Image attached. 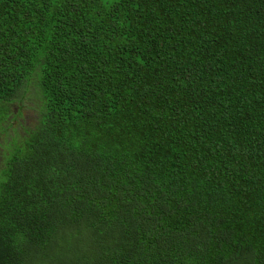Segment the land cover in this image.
I'll list each match as a JSON object with an SVG mask.
<instances>
[{
  "label": "trees",
  "instance_id": "16d2710c",
  "mask_svg": "<svg viewBox=\"0 0 264 264\" xmlns=\"http://www.w3.org/2000/svg\"><path fill=\"white\" fill-rule=\"evenodd\" d=\"M1 115L0 264H264V0H0Z\"/></svg>",
  "mask_w": 264,
  "mask_h": 264
},
{
  "label": "rangeland",
  "instance_id": "374dc122",
  "mask_svg": "<svg viewBox=\"0 0 264 264\" xmlns=\"http://www.w3.org/2000/svg\"><path fill=\"white\" fill-rule=\"evenodd\" d=\"M11 115L6 116L8 120L13 119V115L18 116L19 119L17 121H13V127L16 125V122H21L25 127H34L36 125L35 121L39 117V103L34 100H23L21 103H15L11 106ZM19 114V115H18ZM3 115L0 116V120H5ZM7 122V121H6ZM4 129H0L1 132H7L4 136L0 135V165L2 162V153L6 152L9 154L14 146L20 142L21 138L17 135V133L8 128L3 127ZM7 130V131H6ZM18 134L22 135V129L17 127ZM4 161V160H3Z\"/></svg>",
  "mask_w": 264,
  "mask_h": 264
}]
</instances>
